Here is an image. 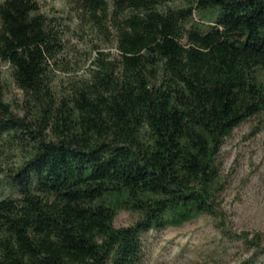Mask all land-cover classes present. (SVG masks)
<instances>
[{"label": "trees", "instance_id": "16d2710c", "mask_svg": "<svg viewBox=\"0 0 264 264\" xmlns=\"http://www.w3.org/2000/svg\"><path fill=\"white\" fill-rule=\"evenodd\" d=\"M66 1L117 55L63 84L53 19L0 0V62L23 94L18 116L0 79V146L21 155L2 181L0 264H142L143 234L201 216L250 252L241 264L264 257V234L221 208L218 159L264 112V0ZM123 210L139 218L115 228Z\"/></svg>", "mask_w": 264, "mask_h": 264}, {"label": "rangeland", "instance_id": "374dc122", "mask_svg": "<svg viewBox=\"0 0 264 264\" xmlns=\"http://www.w3.org/2000/svg\"><path fill=\"white\" fill-rule=\"evenodd\" d=\"M40 13L53 19L63 33V51L54 67L55 81L65 83L87 75L97 51L117 55L112 43L81 21L66 0H37ZM219 14H215L214 18ZM3 101L14 114L22 92L11 79L10 69L0 62ZM21 159L16 152L7 153L0 146V198L9 193L3 178L7 168ZM219 179L222 185L220 205L236 232L264 234V112L234 128L225 138L219 153ZM139 213L120 211L113 220L115 228L134 224ZM142 264H241L250 256L238 242L226 243L214 226V220L201 216L180 228L149 231L142 235ZM249 264H264V257Z\"/></svg>", "mask_w": 264, "mask_h": 264}]
</instances>
